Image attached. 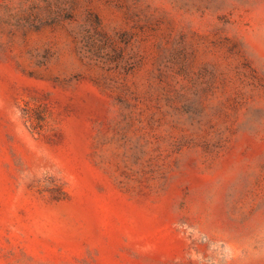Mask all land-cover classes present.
<instances>
[{
  "label": "rangeland",
  "instance_id": "1",
  "mask_svg": "<svg viewBox=\"0 0 264 264\" xmlns=\"http://www.w3.org/2000/svg\"><path fill=\"white\" fill-rule=\"evenodd\" d=\"M0 264H264V0H0Z\"/></svg>",
  "mask_w": 264,
  "mask_h": 264
}]
</instances>
